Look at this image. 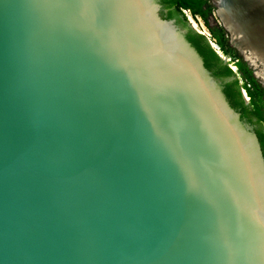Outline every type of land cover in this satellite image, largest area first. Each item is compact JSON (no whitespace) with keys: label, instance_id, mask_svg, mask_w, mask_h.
<instances>
[{"label":"water","instance_id":"obj_1","mask_svg":"<svg viewBox=\"0 0 264 264\" xmlns=\"http://www.w3.org/2000/svg\"><path fill=\"white\" fill-rule=\"evenodd\" d=\"M162 12L0 0V264H264L258 138Z\"/></svg>","mask_w":264,"mask_h":264},{"label":"trees","instance_id":"obj_2","mask_svg":"<svg viewBox=\"0 0 264 264\" xmlns=\"http://www.w3.org/2000/svg\"><path fill=\"white\" fill-rule=\"evenodd\" d=\"M203 3L205 2H202L201 0H166L164 4L167 8L175 6L179 9H190L193 14L204 16L205 12L199 10ZM179 15H181L182 18L179 17ZM166 18L175 19L178 24L187 26L186 20L181 12L177 13L175 11H169ZM206 26L210 30V33L215 39V42L219 49L223 52H226L224 44V36H227L226 31L221 26H217V29L210 28L208 24H206ZM186 37L201 55L205 67L212 72L214 77L218 78L220 81H224L231 77L234 78V81L227 82L223 85V92L230 105L235 110H239L242 115L245 116L247 106L245 105V101L242 97L241 89H244L246 91V94L250 97L254 96V89H258V85L255 78L252 76V72L246 69L245 63L243 61L241 62L238 56H233L232 63H234V66L237 68V70H239L240 73L244 71V73H241V76L245 81L242 84H239V80L236 77V74H234L229 69V67H227V64H225L221 60V58L214 52L203 35L190 30L186 34ZM232 52H235V49L231 47L229 51L226 52V54L230 56ZM248 84L250 86H248ZM256 134L264 158V133L262 131H257Z\"/></svg>","mask_w":264,"mask_h":264},{"label":"rangeland","instance_id":"obj_3","mask_svg":"<svg viewBox=\"0 0 264 264\" xmlns=\"http://www.w3.org/2000/svg\"><path fill=\"white\" fill-rule=\"evenodd\" d=\"M253 0H244L243 1V5H245V7H247V5H250L251 2ZM214 0H209V2H206V11H205V15L204 16H192L187 10H183L182 14L186 20L187 26L179 24L180 26L186 28V29H191V26H193V28L196 30V33H199L201 35H203L205 37V39L207 40L209 46L214 50V52L221 58V60L227 64V67H229V69L236 74V77L239 80V84L243 83L245 80L243 79V77L241 76V73H244V71H242L241 73L239 72V70H237V68L234 66V63H232L233 61V56H238L239 60L245 63V67L247 70H250L252 72V76L255 78L256 83L258 85V89L264 91V85H262L260 83V80L264 83V80L259 77L257 74L256 76L258 78H256L253 74V71H257L256 73H260L262 72L263 68L260 70L258 69L256 66H252L250 65L247 61L244 60L243 56L239 55V53L235 50V52H232L230 54V56H228L226 54V52L229 51V49L232 47L229 44V39L227 36H224V44H225V51L223 52L219 49V47L217 46L215 39L213 38V36L210 33V30L208 29V27L206 26V24H208V26L212 29H217V26H220V21H219V17L218 14L216 13V8L219 9L218 7V3H217V7H215L214 5ZM225 2V9L228 10V12L231 13L232 15V20L233 22H235V24H239V7L238 5L232 3H228V0H224ZM209 9V10H208ZM192 30V29H191ZM233 48V47H232ZM232 67H234L235 69H233ZM254 68V69H253ZM248 86H250L248 84ZM242 94V92H241ZM243 96V95H242ZM245 100V99H244ZM246 101V100H245Z\"/></svg>","mask_w":264,"mask_h":264},{"label":"bare ground","instance_id":"obj_4","mask_svg":"<svg viewBox=\"0 0 264 264\" xmlns=\"http://www.w3.org/2000/svg\"><path fill=\"white\" fill-rule=\"evenodd\" d=\"M217 3L219 7L217 11L218 17L230 30L233 43L236 44V46H238L239 48L246 47L249 49L251 53V64L254 65L253 63L255 62L260 63L261 69L263 68V70L262 72L256 74L264 80V34H262L264 33V27L262 26L264 17L262 18V14L252 16L249 14L250 12L248 10L245 11L244 7H240L238 16L239 24H235V22H233L232 20L233 17L231 13L228 12V10H226L224 7V0H218L216 2V7ZM250 5L251 7L253 5H258L261 9L264 10V0H253ZM232 68L234 69V67Z\"/></svg>","mask_w":264,"mask_h":264},{"label":"flooded vegetation","instance_id":"obj_5","mask_svg":"<svg viewBox=\"0 0 264 264\" xmlns=\"http://www.w3.org/2000/svg\"><path fill=\"white\" fill-rule=\"evenodd\" d=\"M166 0H159L163 12L162 14L166 17L168 15L169 11H175V12H181L183 10H187L192 16H199L198 14H193L190 9H179L178 7H171V8H167L166 5L164 4ZM202 2H205L201 5L200 7V11L205 12L206 9V2L208 3L209 0H201ZM183 15V14H182ZM179 17L182 18L181 15H179ZM191 29L187 30V33L190 31ZM234 81V78H228L224 81H221L222 85H224L227 82H232ZM242 84V83H241ZM248 96V100L245 101V105L247 106V110H246V115L243 116L242 113L237 110V112L240 114L241 120L244 121L246 124H248L251 128V130L256 134L257 131H262L264 133V91L259 90V89H254V96L250 97Z\"/></svg>","mask_w":264,"mask_h":264},{"label":"built area","instance_id":"obj_6","mask_svg":"<svg viewBox=\"0 0 264 264\" xmlns=\"http://www.w3.org/2000/svg\"><path fill=\"white\" fill-rule=\"evenodd\" d=\"M235 69V68H234ZM241 92H242V97H243V99H245L246 101L249 99L248 98V96H247V94H246V91L244 90V89H241Z\"/></svg>","mask_w":264,"mask_h":264}]
</instances>
